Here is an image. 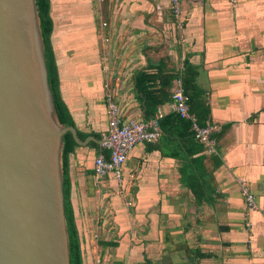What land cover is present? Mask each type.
Listing matches in <instances>:
<instances>
[{"label": "crops", "instance_id": "0c3cea01", "mask_svg": "<svg viewBox=\"0 0 264 264\" xmlns=\"http://www.w3.org/2000/svg\"><path fill=\"white\" fill-rule=\"evenodd\" d=\"M73 1L70 7L79 12L72 14L74 26L64 34L68 40L57 39L62 52L56 54L77 128L105 138L109 94L121 102L124 118L144 119L135 74L150 66L175 72L186 62L193 65L199 72L196 83L202 101L210 108L207 123L219 127L214 134L217 153L209 154L204 147L200 154L205 158L200 167L208 179L209 198L199 204L181 183V160L140 143L129 156L135 157L136 205L153 214L152 224L157 211L163 213L167 231L183 225L174 222L187 214V208L205 212L212 221L204 219L194 228L200 248L215 251V264H264V0H185L182 28L172 13V0H110L107 18L101 21L100 52L92 34L96 27L81 23L86 0ZM83 34H91L93 48L81 58ZM163 108L165 114L173 111L171 104ZM160 139L149 143L157 145ZM85 151H77V165L83 164ZM244 186L254 196L253 208L242 193ZM177 236L185 239L181 232Z\"/></svg>", "mask_w": 264, "mask_h": 264}, {"label": "water", "instance_id": "95a60500", "mask_svg": "<svg viewBox=\"0 0 264 264\" xmlns=\"http://www.w3.org/2000/svg\"><path fill=\"white\" fill-rule=\"evenodd\" d=\"M61 123L37 0H0V264H71Z\"/></svg>", "mask_w": 264, "mask_h": 264}, {"label": "rangeland", "instance_id": "374dc122", "mask_svg": "<svg viewBox=\"0 0 264 264\" xmlns=\"http://www.w3.org/2000/svg\"><path fill=\"white\" fill-rule=\"evenodd\" d=\"M63 2L64 4L60 6L54 4L55 9H53L55 52H62L58 51L57 39L68 40L64 34L68 33L69 27L74 26L72 14L79 12L78 8L70 7L72 3L74 4L73 0ZM86 3L87 6L85 3L81 6L82 9L86 8L83 11H87L82 15L81 23L87 25L92 22L96 27L92 34L96 36V52H100L103 41L101 21L107 18L105 11L108 10L110 0H86ZM88 35L89 37L84 34L81 36L82 41L80 51H78L81 52L79 54L81 58L85 57L87 52H92L93 47L90 44L93 37L91 34ZM182 70L178 67V71L175 72ZM84 148L86 151L81 158L83 164L77 165L75 162L78 159L77 151ZM96 157L92 142L86 146L79 145L70 157L72 203L85 264H196V249L200 248V242L196 233L197 228L194 226H197L198 222L203 223L204 219L206 222L212 219H209L204 214L205 212L203 214L200 211L197 212L196 208H187L186 216L183 215L182 218L179 216V220L174 222V225L176 223L183 225L178 229L167 231L163 213L157 211L161 208H153L159 217L152 224L151 215L153 214L146 210H139L140 208L136 205L137 176L136 169L133 168L135 157H128V174H125L123 181L114 177L111 180L104 178L96 181L94 177ZM201 209L204 210V208ZM188 226H190L189 232L187 231ZM180 232L183 233L185 239L177 236ZM186 233H188V239ZM214 252L211 250L207 253L214 254ZM211 258L201 260L200 264H215Z\"/></svg>", "mask_w": 264, "mask_h": 264}, {"label": "trees", "instance_id": "16d2710c", "mask_svg": "<svg viewBox=\"0 0 264 264\" xmlns=\"http://www.w3.org/2000/svg\"><path fill=\"white\" fill-rule=\"evenodd\" d=\"M37 6L45 42L48 80L57 113L62 124L77 127L73 110L71 109L72 102L66 92L68 84L65 86L66 83L62 80L57 54L53 46L55 33L54 0H37ZM198 74V69L188 62L185 63V67L181 72H167L159 66H150L147 69L138 71L135 74L134 88L136 97L144 109V120L152 119L159 107H164L173 102L172 90L174 82L178 77L182 76L185 93L189 97L190 111L196 116L199 125L205 127L209 120L210 108L202 101L203 94L196 83ZM159 124L162 131L159 144L154 145L150 144L151 142H145L146 145L149 148L161 149L164 155L182 161L180 181L196 196L199 204L203 203L209 198L208 179L200 167L201 162L205 159L200 155L204 152L205 146L196 140L192 129V120L183 118L179 113L171 111L160 120ZM78 132L82 140L91 135L96 136L98 139L103 138L101 134L94 131L87 133L78 129ZM213 137L215 138V136ZM92 144L96 150L97 157L103 153L107 160L110 159L111 152L109 150L100 147L96 142L92 141ZM78 146L79 144L73 134L68 132L64 136L63 167L65 212L70 237L71 264H85L81 237L72 203L73 185L70 172V157L75 153ZM218 158V156L214 158L216 166L221 164ZM205 257H212V254L207 253Z\"/></svg>", "mask_w": 264, "mask_h": 264}, {"label": "built area", "instance_id": "2783aa9c", "mask_svg": "<svg viewBox=\"0 0 264 264\" xmlns=\"http://www.w3.org/2000/svg\"><path fill=\"white\" fill-rule=\"evenodd\" d=\"M185 0H172L173 15L178 28L183 27V4ZM107 24L105 23L104 26ZM107 113L109 118V131L105 136L103 147L111 152L107 160L105 154H100L94 163L95 180L113 176L119 181L125 178L124 167L132 150L140 143L156 142L161 137L160 120L164 118L165 111L161 106L150 120L138 118H124L119 101L111 94L107 95ZM173 111L183 118L192 120V129L198 142L205 145L209 154L217 153V142L213 137L219 130L217 125L207 123L205 127L199 125L198 120L190 111L189 97L185 93L183 77H178L174 82ZM242 193L250 208L255 206L254 196L248 187L242 188Z\"/></svg>", "mask_w": 264, "mask_h": 264}, {"label": "flooded vegetation", "instance_id": "af4514ba", "mask_svg": "<svg viewBox=\"0 0 264 264\" xmlns=\"http://www.w3.org/2000/svg\"><path fill=\"white\" fill-rule=\"evenodd\" d=\"M197 254H196V264H200L201 260L207 259V258H211V257H205L207 255V252L204 251L202 248H197ZM183 263V262H181Z\"/></svg>", "mask_w": 264, "mask_h": 264}]
</instances>
